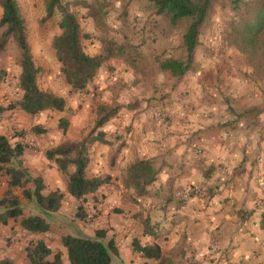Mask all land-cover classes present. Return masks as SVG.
Wrapping results in <instances>:
<instances>
[{"label":"crops","instance_id":"obj_1","mask_svg":"<svg viewBox=\"0 0 264 264\" xmlns=\"http://www.w3.org/2000/svg\"><path fill=\"white\" fill-rule=\"evenodd\" d=\"M228 55L214 61L195 55L194 71L168 90V122L157 120L146 101L135 108L124 106L102 128L109 143L91 147L87 172L108 178L90 194L105 201L92 226L108 230V238L115 240L118 255L112 264H160L136 252L135 240L143 246L159 244L174 264H264V214L255 206L264 202V84L249 78L250 68L240 69L233 61L238 55ZM109 65L118 69L119 64L111 60ZM105 77L101 70L93 87L105 91ZM70 89L65 84L60 93ZM35 153L25 151V167L41 174L46 184L54 183L50 192L61 191L60 170L43 171ZM137 159L151 160L158 171L143 197L127 196L123 183L127 167ZM196 188L205 191L204 197H177ZM63 192L68 201L61 211H72L69 206L76 199ZM126 198L143 201V230L133 217L114 212L121 206L129 213ZM60 252L68 264L67 249Z\"/></svg>","mask_w":264,"mask_h":264},{"label":"trees","instance_id":"obj_2","mask_svg":"<svg viewBox=\"0 0 264 264\" xmlns=\"http://www.w3.org/2000/svg\"><path fill=\"white\" fill-rule=\"evenodd\" d=\"M155 15L161 17L173 28L185 27L181 49L183 58H156L162 72L181 81L195 65V55L200 46V36L209 20L213 6L218 0H143ZM235 20L231 23L228 37L230 46L235 47L244 57L252 70L254 79L264 80V0L252 4L244 0H230ZM89 4L82 0L76 5ZM2 16L0 18V58L9 43L14 39L21 52L19 88L22 98L11 106L0 104V121L12 109L20 108L27 115L39 116L47 111L65 112L67 101L52 90H44L39 78L42 68L37 66L30 44L28 23L18 0H0ZM60 15L58 26L61 33L52 44L58 62L60 74L71 93L87 90L97 77L100 69L111 59L125 58L135 64L136 58L127 50L126 45L115 38H105L103 53L92 56L83 45L84 32L79 17L71 8V3L63 0H45V24ZM96 16V14H94ZM6 78V72L0 69V83ZM118 107L99 104L97 119L93 130L84 138L75 142L63 143L46 152L47 158L55 162L58 169L69 176L67 191L77 201L85 200L108 182V178L88 177L87 168L90 162L89 151L97 143L108 144L103 126L115 117ZM64 133L69 128V121L61 119ZM34 130L43 132L40 126ZM18 136H23L20 133ZM26 146L20 141L12 142L7 136H0V176L7 177L8 189L0 194V223L7 226L11 221L19 222L22 229L31 235H42L50 231L51 219L63 204L65 193L57 190L45 194L46 185L42 177H33L24 166L23 155ZM74 167V172L69 169ZM158 171L148 159H137L125 172L123 183L126 189L134 191L138 197L148 194V188L157 179ZM20 191V193L18 192ZM24 201L40 212L38 216L25 217ZM27 204V205H28ZM26 205V206H27ZM78 218L86 219L83 206L79 207ZM262 227L264 228V220ZM108 230L98 229L95 236L86 235L63 237V246L67 249L68 264H112L113 257L118 255V248L113 238H108ZM134 250L147 260H157L160 264H174L173 259L166 257L159 244L143 246L134 241ZM51 257H53L51 259ZM29 264H65L63 254L55 253L44 241L32 242L27 249ZM0 264H17L11 259H3ZM148 264V263H145Z\"/></svg>","mask_w":264,"mask_h":264},{"label":"rangeland","instance_id":"obj_3","mask_svg":"<svg viewBox=\"0 0 264 264\" xmlns=\"http://www.w3.org/2000/svg\"><path fill=\"white\" fill-rule=\"evenodd\" d=\"M63 1L71 3L72 10L79 17L85 36L83 45L88 54L95 56L103 53L102 40L115 38L126 45L127 50L131 52L133 58H136V61L133 64L125 58L111 59L119 64L118 69L109 65L111 60L106 62L100 69V71H106L105 91L93 87V82L85 91L71 93L70 89V92L60 93L61 90L65 89L66 82L60 74L61 64L58 62L52 44L54 38L61 33L58 26L61 17L56 15L51 21L41 24V20L45 16V0H18L28 23L30 44L36 64L43 70L39 83L44 90L50 89L55 93L53 89H57L59 93H55L56 95L60 97V94L65 95L66 98H62L67 101V110L65 112L47 111L42 115L32 117L20 108L12 109L0 121V136L9 137L13 143L22 142L25 144L26 150L34 149L37 159L41 160L40 166L43 171L53 167L58 168L55 162L47 158L46 152L48 150L63 143L79 141L93 130L99 104L114 108L118 107L119 112L124 106L135 108L141 104L143 105V101H146L149 106L153 105L155 112L158 109L165 111L168 116L166 122H168L170 119L165 107V102L169 99L168 95L170 94L168 90L176 87L180 81L162 72L156 58H183L185 56L181 49L185 27L173 28L161 17L155 15L143 0H85L89 6L81 3L73 4L75 1L81 2L82 0ZM244 1L255 4L260 0ZM1 16L2 8L0 7V18ZM233 20H235V13L232 10L230 0H218L213 6L207 24L203 28V33L200 36V46L196 54H199L201 60L209 56L211 61L219 56L228 54V56H235L233 54H236L238 60L233 61L241 66L240 69H248L250 67L245 57L229 44L228 37ZM20 57L21 52L18 45L12 39L0 58V69L6 72L5 80L0 83V104L6 107L15 104L23 95L19 88V77L22 71ZM250 76H252V73H250ZM250 76L249 78L255 81L254 83L264 84V80H257ZM245 80L249 84L252 81L247 78ZM63 118L69 121V128L66 133L60 125ZM56 120H59V122ZM36 126H40L43 132L37 133L34 130ZM20 133L23 136H18ZM118 137L121 138V135ZM23 161L24 166H26L24 158ZM72 171L71 167L69 172ZM60 172L61 184L59 185L61 192H63L67 190L69 176L67 173ZM29 173L32 176L38 175V177L43 178L41 174H35L38 172L30 170ZM87 176L92 177V174L87 172ZM5 179H7L6 176H0L1 195L7 191L5 189ZM45 185V194H48L51 191L50 187L55 184L50 182L46 184L45 182ZM18 192L20 193V191ZM131 194L135 195L134 191L129 190L127 196ZM67 201L68 199L63 202ZM104 203V199L93 198L91 195L81 202L74 200L71 203L72 207L69 206L72 211L66 210L64 212L60 209L52 215L51 219L45 216L51 225V229L48 233L42 235L29 234L16 221H11L7 226L0 223V261L8 258L17 264H29L27 249L32 242L45 240L42 236H47L45 238L50 243L48 245H51L55 253L60 252L64 247L62 239L65 236H82L81 232L90 237L95 236L98 229H93V226L101 215L98 208L103 207ZM24 204L25 217L40 215V212L34 209L32 205H29L26 201H24ZM124 204L130 210L129 213H126V209L121 206L115 207L114 212L118 215L125 213L130 218L133 217L137 229L143 230V201L136 204L129 202V199L126 198ZM80 206H83L85 210V220L78 218ZM255 206H257L256 209L260 208L263 215L264 202L262 204L257 203ZM81 222L82 228H85L84 231L80 228L79 224ZM114 258L113 262L117 257L115 260ZM63 261L65 263V259Z\"/></svg>","mask_w":264,"mask_h":264},{"label":"built area","instance_id":"obj_4","mask_svg":"<svg viewBox=\"0 0 264 264\" xmlns=\"http://www.w3.org/2000/svg\"><path fill=\"white\" fill-rule=\"evenodd\" d=\"M156 119L159 121H166L167 114L163 112L161 109H158L156 112ZM205 193L200 190L199 188L196 189H190V190H182L177 193V197L182 200H188L192 196H198V197H204Z\"/></svg>","mask_w":264,"mask_h":264}]
</instances>
